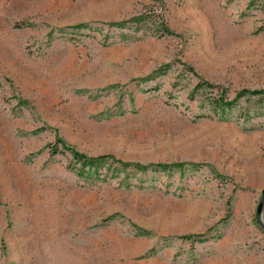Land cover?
Here are the masks:
<instances>
[{
	"label": "rangeland",
	"instance_id": "374dc122",
	"mask_svg": "<svg viewBox=\"0 0 264 264\" xmlns=\"http://www.w3.org/2000/svg\"><path fill=\"white\" fill-rule=\"evenodd\" d=\"M243 88L264 0H0V264H264Z\"/></svg>",
	"mask_w": 264,
	"mask_h": 264
},
{
	"label": "trees",
	"instance_id": "16d2710c",
	"mask_svg": "<svg viewBox=\"0 0 264 264\" xmlns=\"http://www.w3.org/2000/svg\"><path fill=\"white\" fill-rule=\"evenodd\" d=\"M204 89L207 87H213L214 85H210L208 82H202ZM239 100H243L245 103H251L252 106L258 107V108H264V89H247L243 88L240 91L236 92L235 96L232 98H229L226 94L224 89L219 90L216 95L211 96L207 100V104L211 106L214 110H225L230 109L232 107H235L236 104H238ZM245 110V109H244ZM61 141V140H60ZM63 142V141H61ZM74 157H76L82 166H87L88 168H92L93 171L97 172V169L100 170L101 166L100 162L101 159L107 158L104 156L99 157H89L81 152H78L76 150L71 151ZM177 163H165V164H156L154 166H158L160 168H168L170 166H176ZM133 166L144 169V165L134 164Z\"/></svg>",
	"mask_w": 264,
	"mask_h": 264
},
{
	"label": "water",
	"instance_id": "95a60500",
	"mask_svg": "<svg viewBox=\"0 0 264 264\" xmlns=\"http://www.w3.org/2000/svg\"><path fill=\"white\" fill-rule=\"evenodd\" d=\"M263 205H264V188L261 191V198L255 210V219L260 224V226L264 229V222H263V217H262Z\"/></svg>",
	"mask_w": 264,
	"mask_h": 264
}]
</instances>
